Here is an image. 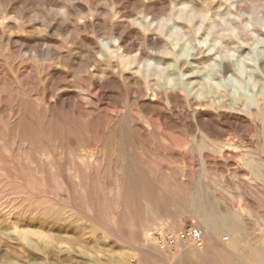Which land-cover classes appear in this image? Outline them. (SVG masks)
I'll return each instance as SVG.
<instances>
[{
    "label": "rangeland",
    "instance_id": "1",
    "mask_svg": "<svg viewBox=\"0 0 264 264\" xmlns=\"http://www.w3.org/2000/svg\"><path fill=\"white\" fill-rule=\"evenodd\" d=\"M0 264H264V0H0Z\"/></svg>",
    "mask_w": 264,
    "mask_h": 264
},
{
    "label": "built area",
    "instance_id": "2",
    "mask_svg": "<svg viewBox=\"0 0 264 264\" xmlns=\"http://www.w3.org/2000/svg\"><path fill=\"white\" fill-rule=\"evenodd\" d=\"M182 243H190L196 248H202L205 244V234L199 229H191L180 233L168 232L159 241V247L164 251H173Z\"/></svg>",
    "mask_w": 264,
    "mask_h": 264
},
{
    "label": "bare ground",
    "instance_id": "3",
    "mask_svg": "<svg viewBox=\"0 0 264 264\" xmlns=\"http://www.w3.org/2000/svg\"><path fill=\"white\" fill-rule=\"evenodd\" d=\"M207 220V222H204L205 223V227H206V230H207V233L210 235V236H213L214 238L216 237V238H218L220 235H221V229H223L222 227L223 226H221V229L219 230L218 228H217V225H216V223L214 224V222L213 221H211V220H209V219H206ZM220 222H221V220H219V224H220ZM235 222V221H234ZM207 223V224H206ZM227 224V223H226ZM230 224V223H229ZM234 224V223H233ZM221 225H222V222H221ZM231 226H232V224H230ZM236 225V224H235ZM229 226V225H228ZM238 226V225H237ZM219 227V226H218ZM233 227H234V225H233ZM220 228V227H219ZM230 228V227H229ZM235 228V227H234ZM233 228V229H234ZM233 229H231V230H233ZM223 230H226V229H223ZM230 230V229H229ZM230 230V231H231ZM237 231V230H236ZM234 232H235V229H234ZM218 236V237H217ZM231 237H225V238H223L222 240H224V241H229V243L233 246L234 244H235V237H236V234L235 233H231V235H230ZM218 240V239H217ZM224 241H222V242H224ZM229 244V245H230ZM179 246V245H178Z\"/></svg>",
    "mask_w": 264,
    "mask_h": 264
}]
</instances>
